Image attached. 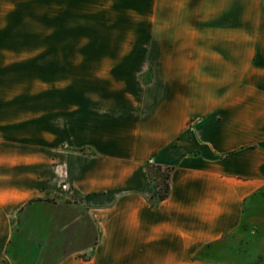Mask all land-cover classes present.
Returning <instances> with one entry per match:
<instances>
[{
	"label": "crops",
	"instance_id": "crops-1",
	"mask_svg": "<svg viewBox=\"0 0 264 264\" xmlns=\"http://www.w3.org/2000/svg\"><path fill=\"white\" fill-rule=\"evenodd\" d=\"M112 1L137 2L118 9L134 36L113 46L133 56L86 58L84 91L54 112L53 188L1 202L14 184L0 173L3 228L36 204L76 197L90 254L71 251L52 264H251L225 241L264 240V0ZM149 163L170 170L162 202ZM60 216L48 219L29 257L9 256L4 237L0 264H48L53 242L77 221Z\"/></svg>",
	"mask_w": 264,
	"mask_h": 264
},
{
	"label": "rangeland",
	"instance_id": "rangeland-1",
	"mask_svg": "<svg viewBox=\"0 0 264 264\" xmlns=\"http://www.w3.org/2000/svg\"><path fill=\"white\" fill-rule=\"evenodd\" d=\"M134 4L137 6V2L112 0L0 1V173L8 174L14 184V191L1 202H22L30 197L35 200L39 191H51L55 150L49 140L54 137V112L60 115L71 99H78L75 94L84 91L85 81L79 75L87 66L86 58L114 57L119 51L127 55L131 52L133 56V49L119 50L113 46L134 36L128 32L124 18L118 16V9L132 8ZM39 175L46 178L40 188ZM160 176L151 173L154 179ZM67 202L55 207L45 205V209L36 204L20 225L7 224L6 234L5 221H0V253L3 238L11 234L9 256L24 251V256L29 257L37 245L36 239L44 234L45 227L49 228L48 219L70 213L77 216L76 224L64 230L65 238L53 242L47 260L52 264L71 251L86 249L87 258L92 241L83 239L91 232L86 212L78 198L70 197ZM68 207L72 211L67 213ZM1 210L9 211L0 209V218ZM260 213L261 210L251 222H260ZM39 215L41 224L37 222ZM24 236L33 241L25 244ZM225 244L239 248L241 252L237 254L245 255L242 258L246 262L264 264L263 239L252 241L245 233H237ZM245 248L249 251L247 257ZM223 257L216 260L231 262L229 257Z\"/></svg>",
	"mask_w": 264,
	"mask_h": 264
},
{
	"label": "trees",
	"instance_id": "trees-1",
	"mask_svg": "<svg viewBox=\"0 0 264 264\" xmlns=\"http://www.w3.org/2000/svg\"><path fill=\"white\" fill-rule=\"evenodd\" d=\"M152 170V172H151ZM146 173H147V177L150 180H153L156 182L159 192H158V199L155 203L157 202H162L163 200H165L168 197L169 194V183H168V179H169V173L170 170L169 169H162L161 167H154L151 168L149 167V165L146 166ZM151 173L154 174H161L160 177H158L157 179H154L153 177H151Z\"/></svg>",
	"mask_w": 264,
	"mask_h": 264
},
{
	"label": "built area",
	"instance_id": "built-area-1",
	"mask_svg": "<svg viewBox=\"0 0 264 264\" xmlns=\"http://www.w3.org/2000/svg\"><path fill=\"white\" fill-rule=\"evenodd\" d=\"M148 165H149V167L154 168V166H152V164L149 163Z\"/></svg>",
	"mask_w": 264,
	"mask_h": 264
}]
</instances>
